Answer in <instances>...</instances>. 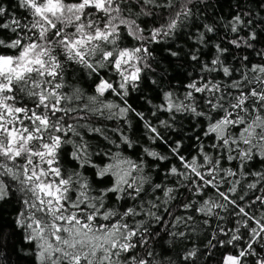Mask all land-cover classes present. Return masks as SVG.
I'll return each instance as SVG.
<instances>
[{"label": "snow or ice", "instance_id": "snow-or-ice-1", "mask_svg": "<svg viewBox=\"0 0 264 264\" xmlns=\"http://www.w3.org/2000/svg\"><path fill=\"white\" fill-rule=\"evenodd\" d=\"M255 3L235 0L220 17L228 44L249 54L226 63L230 49L214 44L202 63L176 41L209 0H0V209L15 199L34 264H264V0ZM198 27L206 47L217 29ZM184 57L200 64L195 78L173 66ZM130 116L151 142L135 159L123 154L138 147L124 131ZM178 116L193 125L187 147ZM198 230L203 249L155 259L162 232L171 245ZM6 242L0 227V251Z\"/></svg>", "mask_w": 264, "mask_h": 264}, {"label": "trees", "instance_id": "trees-1", "mask_svg": "<svg viewBox=\"0 0 264 264\" xmlns=\"http://www.w3.org/2000/svg\"><path fill=\"white\" fill-rule=\"evenodd\" d=\"M5 3L11 4L14 3V0H5ZM209 3L213 5V7H209L206 12L201 13L199 18H196L194 20V23H192L188 29L184 31V35L179 38L176 41L177 45H181L182 51L181 56H184L185 52L196 51L199 49V54L201 57V62H209L211 59L214 58L215 54V48L213 47L214 44H220L222 47H227L230 49L229 53L225 54V57H222V59H225L226 63H233L231 56L233 53L239 52V55H248L249 52H240L237 49L232 48L228 44V40L234 38V34L227 32L223 27V22L220 20V17H223L226 21L227 19H230L231 15L234 14L235 9L231 7V5L235 4V0H209ZM243 3L245 6L250 7L254 12L258 11L256 8L255 0H253L252 3H248V0H243ZM194 12L196 9L193 10ZM15 12V9H10V13ZM260 16H264V12L260 13ZM203 23H209L212 24L216 29L215 34H208V43L207 46H202L195 42V37L198 31H202V28H199L198 26ZM243 35V33H242ZM264 47V38H262V43L257 45V48ZM175 50V49H174ZM157 58H160L162 53L160 51H157L156 53ZM174 61L173 66H180L179 71L187 75L188 73L192 74V77L195 78L199 72H200V64H194L190 60L187 59V57H184L183 59L176 60L175 58H172ZM253 62H260L259 58H254ZM162 64L165 67H168V72L170 76L175 75V73L172 72V67L168 66V62L162 61ZM215 75V73H213ZM219 79L220 77L217 76ZM184 83H187V80L183 81ZM179 81L173 80L172 84L178 86V91L182 92L183 88L179 87ZM86 87V85H85ZM168 87V81L167 78L165 79V88ZM143 94L147 96L148 98H152L156 96V93L153 92L150 88L143 89ZM140 93H133V96H138ZM109 99H116L115 97H109ZM117 102H119L117 100ZM131 102V101H130ZM138 104H143V101H138ZM154 104L160 103L159 100L154 99ZM136 105H134L135 107ZM138 111H143L145 113V116L149 119H153L151 117V111L149 105H144L142 108L138 107ZM166 116H160V119H165ZM131 122H132V128L129 130L127 126H124V131L129 137L136 141L138 144V147H136L134 150H125L124 155L129 156L133 159L136 158V154L140 153L143 147H151V142L147 140V138L143 134L142 125L138 121V119L135 116H130ZM178 123L176 125L177 128L181 127V124L183 125V131L185 133L184 136V144L185 147L192 145L193 141L189 140L187 137L189 135H193L192 127L193 125L189 123V121L183 117H177ZM116 123L118 122H109V127H115ZM153 123H157L155 119H153ZM198 131V129H197ZM109 135H112L113 139H116L115 135L112 133H109ZM179 138V137H174ZM95 143V140L92 141ZM119 142V141H118ZM121 148H123V145H121ZM155 150L162 151L160 147H157ZM115 151V149H114ZM187 155V153H184ZM150 161L151 158H146ZM108 160H104V163H108ZM96 163L100 165L101 167L103 164H101L100 160H97ZM145 172H148V169H145ZM153 176H155V173H152ZM88 175H91L89 172ZM159 182V181H157ZM159 195V193H158ZM18 208V205L15 202V199H13L10 203L4 204L3 208L0 209V227H2L3 232L6 237V244L2 251H0V257L3 259L0 260V264H34V261L31 257L26 256L25 253L28 251V249L24 245V241L22 239L23 234L20 232L19 229L15 228L14 226V218L16 215V210ZM177 215L180 214L179 211L176 213ZM159 227V226H157ZM212 227H215V223H212ZM227 227H232L231 224H228ZM208 231H211V228L208 229ZM163 239H154L152 241V244L149 246L150 249L155 253V259L156 260H165L166 258H172L173 260L177 259V256L179 253L183 252L185 248H191L193 246L200 247L203 249L204 243H206L205 240V233L203 231L198 230V234H193L190 236V238L186 241H173L171 245L168 243V241L171 239V237L165 235L163 232L161 233ZM221 250H217V257L219 256V252ZM200 264H204V261L202 260ZM207 264H218V261L216 259L208 260Z\"/></svg>", "mask_w": 264, "mask_h": 264}]
</instances>
